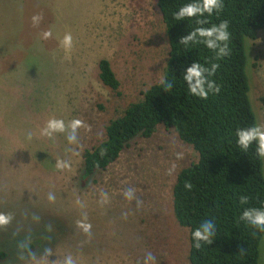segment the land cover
Returning <instances> with one entry per match:
<instances>
[{
	"label": "rangeland",
	"instance_id": "rangeland-1",
	"mask_svg": "<svg viewBox=\"0 0 264 264\" xmlns=\"http://www.w3.org/2000/svg\"><path fill=\"white\" fill-rule=\"evenodd\" d=\"M246 45L250 99L264 123V29ZM167 54L156 0H0V214L12 217L0 225V264L69 255L75 264H145L148 252L155 264H189L172 187L197 155L173 130L135 138L106 170L81 178L82 152L160 81ZM100 59L118 95L99 81ZM50 120L64 131L43 134Z\"/></svg>",
	"mask_w": 264,
	"mask_h": 264
},
{
	"label": "trees",
	"instance_id": "trees-1",
	"mask_svg": "<svg viewBox=\"0 0 264 264\" xmlns=\"http://www.w3.org/2000/svg\"><path fill=\"white\" fill-rule=\"evenodd\" d=\"M187 2L192 0H156L168 42L162 76L172 87L165 89L160 81L152 84L109 120L103 139L82 152L81 178L106 170L135 138H149L159 127L173 130L197 155L178 172L172 187L174 219L188 232V263L263 264L264 232L240 216L245 208L264 211V159L257 158L254 144L241 151L232 133L259 123L250 99L246 43L264 29V0H220L218 9L205 12L202 27H219L226 21L229 33L227 42L216 40L211 48L202 42L180 43L199 26L195 18H174L177 8ZM193 64L203 69L205 97L189 92L195 78L184 79ZM97 68L101 84L118 95L120 83L109 61L100 59ZM241 195L249 197L244 205ZM205 221L213 224L215 235L196 248L192 232ZM7 257L0 250V263Z\"/></svg>",
	"mask_w": 264,
	"mask_h": 264
},
{
	"label": "clouds",
	"instance_id": "clouds-1",
	"mask_svg": "<svg viewBox=\"0 0 264 264\" xmlns=\"http://www.w3.org/2000/svg\"><path fill=\"white\" fill-rule=\"evenodd\" d=\"M220 7V0H192V2H187L182 4L177 8L173 13L174 18L177 21L191 20L195 18V23L199 25L198 27L193 28L190 34L186 37L180 39V43L187 45L189 41H192L194 44L202 42L207 45L209 48L215 46L216 40H222L227 42L229 39V33L227 29V22L223 21L219 27L212 26L210 29L202 27L204 21L200 17L205 13L211 14L213 9H218ZM35 19V18H34ZM48 33H45L46 37ZM199 38V39H198ZM212 38V39H210ZM65 47H70L71 45V36L66 34L62 41ZM225 49H221V52H224ZM215 67V66H214ZM202 67L200 64H193L192 67L187 69V75L184 77L185 80L191 81L195 78V84L191 85L189 92L197 94L201 97L206 96L205 89L202 87L204 78L201 75ZM160 84L165 88L169 89L172 87L170 81L166 79L165 76H161ZM211 87V85H209ZM81 121L74 120L71 122L69 127L71 132L75 133L77 127H79ZM65 125L62 120H50L45 129L42 130L43 134L51 135L53 132L64 131ZM233 138L236 146L243 152H247L251 145H255V154L258 159H264V123H253L245 127H237L233 133ZM69 140L74 139V136H69ZM59 162L57 167H61ZM240 203L244 205L248 202L249 197L247 195L240 196ZM241 219H244L249 226H253L259 231L264 232V211H256L245 208L240 216ZM12 219L11 215L0 214V225L7 224ZM84 230H87L90 225L83 224L81 225ZM215 231L213 229V224L209 221H205L203 226L195 229L192 232V238L194 240V247L199 248L200 242L210 243L212 237H214ZM148 261H152V264H155V258L152 256L151 252H148L145 257V264H148ZM63 264H75L71 255L64 258Z\"/></svg>",
	"mask_w": 264,
	"mask_h": 264
}]
</instances>
